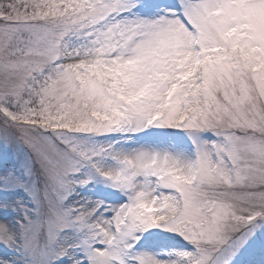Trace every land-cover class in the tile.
Masks as SVG:
<instances>
[{
	"label": "snow or ice",
	"instance_id": "6c2138e0",
	"mask_svg": "<svg viewBox=\"0 0 264 264\" xmlns=\"http://www.w3.org/2000/svg\"><path fill=\"white\" fill-rule=\"evenodd\" d=\"M0 264H264V0H0Z\"/></svg>",
	"mask_w": 264,
	"mask_h": 264
}]
</instances>
